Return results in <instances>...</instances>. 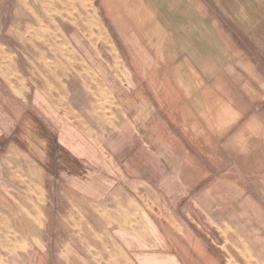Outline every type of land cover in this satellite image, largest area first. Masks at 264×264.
<instances>
[{"label":"rangeland","instance_id":"374dc122","mask_svg":"<svg viewBox=\"0 0 264 264\" xmlns=\"http://www.w3.org/2000/svg\"><path fill=\"white\" fill-rule=\"evenodd\" d=\"M129 1L0 0V264H83L90 223L136 201L159 264H264V47L260 82L241 63L221 76L218 108L242 117L219 124ZM231 159L243 186L217 176Z\"/></svg>","mask_w":264,"mask_h":264},{"label":"crops","instance_id":"0c3cea01","mask_svg":"<svg viewBox=\"0 0 264 264\" xmlns=\"http://www.w3.org/2000/svg\"><path fill=\"white\" fill-rule=\"evenodd\" d=\"M128 3L141 10L140 16H134V20L140 22L137 26H142L144 30L147 25L150 36L159 33L154 43H159L167 59H171L170 70L181 75L183 88L190 95L201 93V105H206V97L202 94H210V104H214L213 120L220 124L221 120H231L232 115L239 114L241 118L235 107L229 106L226 112L223 107L221 112L216 89L224 85L221 76L225 72H234L238 63H241L240 69L252 68L249 75L254 76L257 82L261 81L252 70L260 64L254 56L255 48L264 47V0H130ZM233 100L236 101L233 97L228 102ZM235 123L234 127L238 126V121ZM241 162V159L228 160L227 164L221 165V169L214 164L217 176L222 174L219 175L220 181L227 177L232 185L238 183L243 186L242 182L247 180L243 178L242 171H224L225 167H239ZM125 200L131 205V199ZM100 201L108 207H115L119 200ZM135 204L140 205L134 207L136 212L118 215L119 219L112 221L121 223L108 225L107 231H100L95 227L96 223H90L92 247L83 248L81 252L77 250L78 257H83V264H116L118 251L126 256L130 264H159L162 261L166 254L162 235L158 233L153 219L147 217L142 204L139 201ZM9 230L7 225L3 237Z\"/></svg>","mask_w":264,"mask_h":264},{"label":"bare ground","instance_id":"6f19581e","mask_svg":"<svg viewBox=\"0 0 264 264\" xmlns=\"http://www.w3.org/2000/svg\"><path fill=\"white\" fill-rule=\"evenodd\" d=\"M30 1H32L33 3H35L36 1L37 2H39L40 0H30ZM33 8H28V16H29V18L30 19H35L36 21H38V22H40L39 20H38V18H37V16H36V13L37 12H34L33 10H32ZM42 22V21H41ZM41 24V23H40ZM42 27V26H41ZM30 29H28V31H29ZM235 115V114H234ZM230 117H233V115L232 116H230ZM238 117V116H237ZM227 118V117H226ZM228 120V119H227ZM227 122V121H226ZM250 264V263H249Z\"/></svg>","mask_w":264,"mask_h":264}]
</instances>
